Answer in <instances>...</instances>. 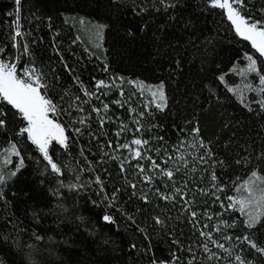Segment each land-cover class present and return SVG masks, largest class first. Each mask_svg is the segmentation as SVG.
Segmentation results:
<instances>
[{"label":"trees","instance_id":"obj_1","mask_svg":"<svg viewBox=\"0 0 264 264\" xmlns=\"http://www.w3.org/2000/svg\"><path fill=\"white\" fill-rule=\"evenodd\" d=\"M243 8L264 21V0ZM0 59L41 74L67 137L57 173L0 100V152L23 160L0 177V264H264V209L238 204L249 179L264 191V56L226 9L0 0ZM132 81L162 85L165 107Z\"/></svg>","mask_w":264,"mask_h":264},{"label":"snow or ice","instance_id":"obj_2","mask_svg":"<svg viewBox=\"0 0 264 264\" xmlns=\"http://www.w3.org/2000/svg\"><path fill=\"white\" fill-rule=\"evenodd\" d=\"M19 4L20 0H16ZM210 4L213 7H219L226 9L227 18L235 28L236 33L244 40L251 43L252 47L261 55L264 56V21L252 20L250 16L243 15V0H210ZM235 5V6H234ZM19 35V33H17ZM249 60L247 71H257V61L251 56H247ZM261 83L264 84V76H260ZM41 74L33 67L25 69L23 71V77L17 75V66L15 63H7L3 59H0V100L6 101L14 109H17L22 115V118L27 121V127L21 128L20 133H27L28 139L31 140L43 154L44 159L48 161L54 172H60V167L52 161V157L49 155V145L52 141H56L61 145L66 146L67 137L65 136V129L58 123H55L52 119H49V113L55 111V105L50 99H47L45 95L41 94L42 85ZM103 81L98 82V87L103 85ZM87 94V93H86ZM159 94L163 97V86H160ZM155 95V93H154ZM99 111V110H96ZM4 119H0V126L4 125ZM77 131H79L77 129ZM195 131H198L195 130ZM135 144H141V140H135ZM146 143V142H145ZM15 146H13L14 148ZM124 147H128L124 145ZM19 155V153H16ZM140 153L137 152V156ZM203 159V157H201ZM23 160L21 159V165ZM169 178L172 177V171L164 172ZM255 176V173H253ZM215 179V176H213ZM134 187V186H133ZM231 199V198H229ZM252 199V196H249ZM264 202V199H262ZM244 202L241 201V204ZM243 211V208H241ZM195 216V213H193ZM105 221H110L111 217L105 216ZM159 222V221H158ZM253 220L249 223L252 226ZM204 235V233H202ZM207 235H211L210 233ZM231 240V237H226ZM240 240L239 237L236 238ZM244 241H247L252 247L256 245L245 236ZM218 247L224 248L223 244H219ZM207 248V245H205ZM261 253H264V249H258ZM211 258V257H210ZM240 264H244L241 257H236Z\"/></svg>","mask_w":264,"mask_h":264},{"label":"rangeland","instance_id":"obj_3","mask_svg":"<svg viewBox=\"0 0 264 264\" xmlns=\"http://www.w3.org/2000/svg\"><path fill=\"white\" fill-rule=\"evenodd\" d=\"M5 62L10 64L11 63L16 64V62H11V61H5ZM25 69H30V68L27 65H24L23 67L17 69V75L23 77V71ZM132 83L138 88L139 91L143 92L147 97H149V99L153 102L154 105H156L159 108L165 107L166 96L164 90H163L162 98L159 94V89L161 85H153L141 81H132ZM51 114L52 112L49 113V119H52L55 123L60 124L57 120L54 119V117ZM13 146L14 145H11L0 152L1 178L7 172L11 171L12 169H16V168L18 169L21 166V159L19 158V155L16 154L18 150L16 146L14 148ZM260 182L261 181H259V179L256 177L249 179L245 183L243 192L238 200V204H240V206L244 208L251 215H257L264 209V202H262V199H264V191L262 190V185ZM250 195L252 196L251 200L249 199ZM241 201H243L244 203L241 204Z\"/></svg>","mask_w":264,"mask_h":264}]
</instances>
